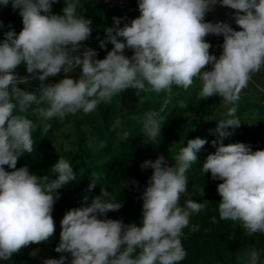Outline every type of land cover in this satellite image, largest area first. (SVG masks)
<instances>
[{
    "label": "clouds",
    "instance_id": "1",
    "mask_svg": "<svg viewBox=\"0 0 264 264\" xmlns=\"http://www.w3.org/2000/svg\"><path fill=\"white\" fill-rule=\"evenodd\" d=\"M56 2L0 0L19 10L23 25L18 34L14 30L4 33L0 42V260L7 261L22 248L53 236L52 212L60 198L57 190L76 179L73 166L62 158L52 166L57 178L51 181L31 173L26 165L16 168L21 153L33 151L36 125L14 111L22 113L35 104L38 107L32 114L42 121L63 120L81 110L91 113L128 88L135 89L136 95L142 91L170 93L173 85L187 90L197 77L202 81L203 98L217 95L232 103L252 75L264 67V0H219L220 5L236 11L238 31L227 23L205 22V14L217 0H137L138 18L123 26L114 18L105 37L97 38L101 49L109 43L113 46L103 59H97V52L82 43L91 35V21L77 14L75 0H64L63 15L51 14ZM209 34L224 38L219 58L209 51L211 44L205 39ZM125 49L133 51L131 58L123 54ZM21 65L26 66V75L17 72ZM208 65L211 70L205 71ZM77 67L81 75L74 80L69 74ZM60 73L64 78L58 83H44ZM32 79L40 81L39 95L18 87ZM45 103L48 107H39ZM235 111L229 109L228 116ZM162 120L159 112L145 114L143 136L148 141L156 140ZM239 125L236 119L218 122V139L212 141L216 151L207 156L202 173L210 172L213 180L222 181L217 185L221 220L240 221L249 234L264 233V150L253 151L244 143H222L231 134L227 129ZM128 137L124 133L121 141ZM206 143L199 137L188 140L175 167L167 166L163 156L141 164L142 170L153 169L142 196V227L98 218L123 205L106 199L110 193L101 187L90 205L65 213L55 251L70 253V264H178L186 256L182 230L192 213L206 207L193 201L186 207L179 205L187 190L185 174ZM5 165L13 170L6 171ZM99 180L97 173H91L87 190ZM66 259L61 255L43 264H66ZM258 260L259 253L253 250L250 264Z\"/></svg>",
    "mask_w": 264,
    "mask_h": 264
},
{
    "label": "rangeland",
    "instance_id": "2",
    "mask_svg": "<svg viewBox=\"0 0 264 264\" xmlns=\"http://www.w3.org/2000/svg\"><path fill=\"white\" fill-rule=\"evenodd\" d=\"M75 2L77 14L91 21V35L82 43L97 52V59H103L113 47L109 43L106 49H101L97 38L105 37V31L113 25L114 18L125 19L120 24L123 26L131 21L128 19L131 14L137 17L139 11L137 0ZM64 7V0H57L52 5L51 14L63 15ZM211 9L213 12L208 13L205 22L217 18V22L227 23L234 30H240L235 23V10L220 4ZM222 9L226 12L223 13ZM22 27L19 10H13L11 3L7 6L0 3V42L4 39V33L14 30L18 34ZM205 39L211 44L210 53L219 58L223 50V36L209 34ZM123 54L131 58L133 51L125 49ZM211 67L208 65L204 70H211ZM17 72L26 75V66L21 65ZM80 75L79 67L69 74L74 80ZM63 78L64 74L60 73L49 77L44 83L55 84ZM18 87L39 95L40 81L32 79L28 84H19ZM201 90L202 81L199 77L194 78L193 85L187 90L173 85L170 93L142 91L136 95L135 89L128 88L111 101L102 102L91 113L85 114L81 110L69 114L63 120L53 117L42 121L32 114L33 109L38 107L35 104L30 105L25 112L14 111V115L31 119L36 125L32 132L33 151L21 153L16 168L26 165L31 173L47 176L51 181L57 178L52 166L62 158L73 166L76 179L57 190L60 198L55 202L52 212L55 223L53 236L46 242L22 248L9 260H0V264H43L44 260L59 259L61 255L67 258L66 264H70V253L55 251L60 242L61 220L68 210L90 205L91 199L100 195L101 187L110 193L106 199L123 205L118 211L109 212L107 217L98 218L118 219L125 224L134 223L142 227L143 204L140 203L144 190L149 186L153 169L149 167L142 170L141 164L145 161L154 162L163 156L167 166L175 167L181 149L187 146L188 140L197 137L205 139L207 143L197 152V161L185 174L188 179L187 190L181 194L179 205L186 207L188 201H193L205 203L206 207L198 213H192L188 226L182 230H187L186 236L180 237L187 238L185 245H182L186 256L178 264H250L253 250L259 253L257 264H264V233L249 234L240 221L221 220L218 206L221 197L217 185L222 181L213 180L210 172L202 173L207 156L216 151L212 141L218 139L215 129L221 120L236 119L240 123L238 127L227 129L231 134L223 138L224 145L244 143L253 151L264 150V67L252 75L235 102L226 103L217 95L203 98ZM181 103L186 107H180ZM39 107L48 105L45 103ZM231 108L236 111L233 116H228ZM149 112H159L163 117L160 133L151 142L143 136V120ZM45 125H49L47 131L44 130ZM124 133H128L129 137L121 141ZM4 167L6 171L13 170L7 165ZM91 173H97L100 180L89 192L87 186ZM85 196L88 197L87 201L83 199ZM128 212L131 214L127 215ZM33 251L36 252L35 256L30 255Z\"/></svg>",
    "mask_w": 264,
    "mask_h": 264
},
{
    "label": "trees",
    "instance_id": "3",
    "mask_svg": "<svg viewBox=\"0 0 264 264\" xmlns=\"http://www.w3.org/2000/svg\"><path fill=\"white\" fill-rule=\"evenodd\" d=\"M134 13H136V12H134ZM137 14H138V16L137 17H135V15H133V14H131L130 16H129V18L128 19H130V20H132V19H135V18H138L139 17V15H140V12L138 11L137 12ZM125 19H121L120 21H121V23L124 21ZM120 23V24H121ZM140 203V202H139ZM139 203H137V204H139ZM140 204H143V201L140 203ZM131 214V212H128L127 213V215H130ZM129 218L131 219V217L129 216ZM187 230H185V231H183V234L182 235H185L186 236V232ZM185 239H187V238H185ZM185 239H181V243H182V245H185V243H186V240Z\"/></svg>",
    "mask_w": 264,
    "mask_h": 264
},
{
    "label": "crops",
    "instance_id": "4",
    "mask_svg": "<svg viewBox=\"0 0 264 264\" xmlns=\"http://www.w3.org/2000/svg\"><path fill=\"white\" fill-rule=\"evenodd\" d=\"M217 2H219V0H217ZM218 4H219V3H218ZM211 12H213L212 9H211L209 12H207V13L205 14V17H207V16H208V13H211ZM222 12L225 13L226 10H225V9H222ZM208 20H209V22H211V23H216V22L218 21L217 18H216L215 20H214V19H208Z\"/></svg>",
    "mask_w": 264,
    "mask_h": 264
}]
</instances>
